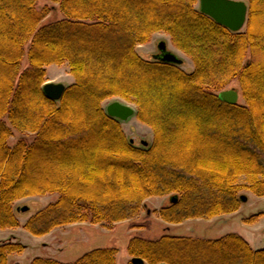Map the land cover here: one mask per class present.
I'll use <instances>...</instances> for the list:
<instances>
[{"label":"trees","instance_id":"trees-1","mask_svg":"<svg viewBox=\"0 0 264 264\" xmlns=\"http://www.w3.org/2000/svg\"><path fill=\"white\" fill-rule=\"evenodd\" d=\"M39 1L0 0V229L42 236L74 222L111 225L170 193L176 200L159 214L182 222L235 212L245 188L264 195V0H245L238 32L202 13L199 0ZM55 5L62 16L44 21ZM159 31L192 71L137 50ZM50 64H69L74 76L57 101L43 92ZM233 80L245 103L218 97ZM111 96L137 104L151 143H132L107 114ZM47 194L55 197L21 222L16 201ZM26 247L14 235L1 240L0 264H21L10 256ZM258 249L238 233L128 243L149 264H264ZM116 253L96 247L74 262L30 264H117Z\"/></svg>","mask_w":264,"mask_h":264},{"label":"rangeland","instance_id":"rangeland-1","mask_svg":"<svg viewBox=\"0 0 264 264\" xmlns=\"http://www.w3.org/2000/svg\"><path fill=\"white\" fill-rule=\"evenodd\" d=\"M47 0H40L38 5L42 7ZM52 4V3H51ZM50 4V5H51ZM62 16L57 5L52 13L44 21H54ZM245 29V27L243 28ZM167 42V48L175 52L180 58L184 59L181 68L192 71L193 62L189 56L177 48L171 40V37L164 31L155 32L151 39L137 46L147 58H152L153 53L158 52L157 44L160 41ZM26 58H24L25 63ZM46 82H61L68 86L74 81V76L70 73L69 64H50L47 66ZM236 89L239 93L238 102L245 103L242 92L239 88L238 81L229 82L223 89ZM118 100L134 106L137 111V104L120 96H111L104 99L102 105L106 108L111 101ZM121 126L128 138L133 139L134 143L141 145V141L151 143L154 139L153 128L147 122L138 118L136 113L126 121H121ZM246 181L245 176L239 179L240 183ZM241 195L248 196L246 202H242L240 208L233 213H225L210 218L192 217L183 219L182 222L167 221L159 210L161 207L170 204L171 197L175 194L150 196L144 200L138 213L128 218L104 226L99 223L90 221L74 222L54 228L52 232L35 236L30 234L22 226L16 228L0 229V241L10 238L14 235L27 245L21 254H12L10 260L17 261L21 264H30L34 257H52L62 262H74L86 251L96 247L114 246L117 248V264H131L134 255L128 252V243L132 236L141 235L145 238H158L165 232L176 235H188L198 238L215 239L225 236L228 233H238L249 241L254 249L264 247V195L254 194L245 188L240 191ZM55 196L53 194L29 196L16 201L15 206L30 207L28 211L21 212L19 217L21 222H25L30 214L49 203ZM149 228H143L142 225H149ZM140 226V227H139ZM169 228V229H168ZM145 264H149L146 260Z\"/></svg>","mask_w":264,"mask_h":264},{"label":"water","instance_id":"water-1","mask_svg":"<svg viewBox=\"0 0 264 264\" xmlns=\"http://www.w3.org/2000/svg\"><path fill=\"white\" fill-rule=\"evenodd\" d=\"M200 10L204 14L210 15L215 21L229 27L233 31L243 29L246 26V21L248 17V3L245 0H199ZM158 49H160L161 54L156 55L158 60L169 62L172 64L183 65L184 59L180 58L175 52H172L167 48V42L165 40L160 41L158 44ZM44 95L52 100H58L62 98L63 93L66 90V85L61 82H46L43 85ZM218 97L227 103H238L239 93L236 89L223 90L219 92ZM106 112L109 116H113L120 121H126L133 117L136 113L135 107L120 102L118 100H113L111 103L107 104ZM134 143V140L131 139ZM141 144L146 146L148 141H141ZM170 199L176 200L175 196ZM248 196L241 195L242 202H246ZM29 206L24 205L19 207L18 210L22 212L28 211ZM132 264H145L146 260L140 257H133L131 260ZM158 264H168L166 262H161Z\"/></svg>","mask_w":264,"mask_h":264},{"label":"flooded vegetation","instance_id":"flooded-vegetation-1","mask_svg":"<svg viewBox=\"0 0 264 264\" xmlns=\"http://www.w3.org/2000/svg\"><path fill=\"white\" fill-rule=\"evenodd\" d=\"M158 44H159V43H158ZM158 44H157V49H158ZM159 54H161L160 49H158V52L153 53V57L157 59L156 55H159ZM153 57H152V58H153Z\"/></svg>","mask_w":264,"mask_h":264}]
</instances>
